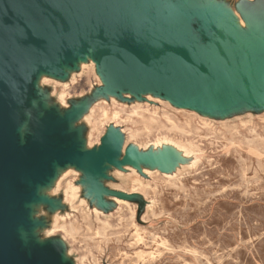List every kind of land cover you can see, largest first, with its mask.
Returning <instances> with one entry per match:
<instances>
[{
  "label": "rangeland",
  "instance_id": "1",
  "mask_svg": "<svg viewBox=\"0 0 264 264\" xmlns=\"http://www.w3.org/2000/svg\"><path fill=\"white\" fill-rule=\"evenodd\" d=\"M179 1L188 7L202 3ZM225 3H248V14L257 15L258 23L246 24L239 12L240 30L231 14L225 23L242 58L264 73V0H207L203 6ZM83 61L84 68L77 63L71 70L77 72L74 82L70 73L45 75L49 79L39 83L35 105L45 102L61 114L79 109L70 130L84 145L89 140L85 148L98 149L112 129L120 133L118 159L129 151L137 159L106 164L99 178L107 189L124 193L118 199L126 202L107 194L96 198L84 170L64 166L67 175L55 173L58 181L52 178L44 185L48 191L29 206L34 228L28 240L61 243L71 264H264V86L259 96L221 109L184 107L155 92L101 93L105 83L98 65L92 60L93 72L87 67L92 62ZM57 80L69 85L63 107ZM165 136L192 155L167 148L174 155L167 164L166 154L148 149ZM69 184L79 187L75 197L66 193ZM55 214L65 219L54 231Z\"/></svg>",
  "mask_w": 264,
  "mask_h": 264
},
{
  "label": "water",
  "instance_id": "2",
  "mask_svg": "<svg viewBox=\"0 0 264 264\" xmlns=\"http://www.w3.org/2000/svg\"><path fill=\"white\" fill-rule=\"evenodd\" d=\"M228 14L220 4L179 0H0V264H71L61 243L21 234L34 228L29 206L56 165L82 168L101 200L127 197L101 183L106 164L137 159L132 151L118 159L121 137L113 129L98 149H83L70 130L79 109L33 105L39 74L64 77L63 66L90 55L105 83L101 93L155 92L209 109L251 100L263 93L264 73L242 58Z\"/></svg>",
  "mask_w": 264,
  "mask_h": 264
},
{
  "label": "bare ground",
  "instance_id": "3",
  "mask_svg": "<svg viewBox=\"0 0 264 264\" xmlns=\"http://www.w3.org/2000/svg\"><path fill=\"white\" fill-rule=\"evenodd\" d=\"M215 1H217V0H215ZM226 1H228V0H226ZM191 2L193 3V4H197V0H191ZM205 4H207V0H202V3L200 4L201 6H203V5H205ZM249 4L247 3V4H241V5H239L238 7H236L235 6V4L233 5V7H231V6H228L226 3H225V7H226V9H228L229 10V12H230V14H231V16H232V19H233V23H234V25H235V27H236V29H238V30H240V29H242L243 27L241 26V24L239 23V12H240V14L242 15V17H243V19H244V21L246 22V24H247V21L246 20H250L251 22H253V23H258V19H257V15H255V12H250V14H248V12H247V6H248ZM229 41L231 42V45H233V41H232V39H231V37L229 36ZM87 59H89L91 62H92V65L91 66H87L88 68H90L93 72H94V65H95V63H96V65H97V62L95 61V59H93L90 55H87ZM95 62H93V61ZM77 63H79L80 65H82V68H84L86 65L84 64V61L82 60V59H80V60H78V62ZM63 68H64V70H65V73H66V75L68 76V74L70 73L71 74V82H74L75 80H76V78H77V72L76 71H71V70H73V68H70V67H67V66H63ZM84 70V69H83ZM45 75H48V76H50V78L51 79H54L53 77H55L56 78V76L55 75H53V74H49V73H47V72H41L40 74H39V76H38V79H37V81H36V85H37V89H38V93L40 92V87H39V83H41V82H43L44 80H47V79H49V77L48 76H45ZM88 75V74H87ZM101 75V74H100ZM101 77H102V75H101ZM102 80H103V78H102ZM103 82H104V80H103ZM44 84V83H43ZM56 84L58 85V84H60L59 86L60 87H62V90H61V92H60V94H59V97H58V101H59V106H61V107H63V106H66L67 105V99H68V94H67V92H66V88L69 86L68 85V83H63V82H61V81H56ZM52 86V85H51ZM53 89V88H52ZM58 89H60V88H58ZM112 95H114V94H112ZM52 97V96H51ZM50 97V98H51ZM112 98L114 99V97L112 96ZM39 99H41V97H39ZM56 100V99H55ZM103 101H105V100H103ZM115 101V100H114ZM33 105H35V103H36V100H33ZM262 105H263V107H264V101H263V103H262ZM41 106H42V108L43 109H46V108H49L50 106H48L45 102H42V104H41ZM185 107V106H184ZM183 111H185V110H183ZM119 114V112H116L115 113V116H117ZM103 115H107V110H104L103 111ZM121 123V122H120ZM132 124V123H131ZM95 126V125H94ZM140 129V128H139ZM172 130V129H171ZM254 132V131H253ZM152 134V133H151ZM22 135H24V132L22 131ZM134 138V137H133ZM89 140L87 141V142H85V145H84V141L82 142V148L83 149H89V148H85L86 146L87 147H89ZM148 145V144H147ZM138 146V145H137ZM167 148H171L172 150L175 148V149H178V150H181V154L183 155V156H187V155H192V151L191 150H188V149H186V148H184V146L181 144V143H179V142H176V141H174V140H172V139H169V138H167L166 136L165 137H163L161 140H158L156 143H153V144H151L150 146H148V149L152 152V153H155V154H166L169 158H168V161H167V164L169 163V160H172V153L171 152H169V151H167ZM259 148V147H258ZM142 149V148H141ZM166 149V150H165ZM261 150V149H260ZM125 151V150H124ZM263 151V150H262ZM173 152H174V150H173ZM176 152V151H175ZM176 154V153H175ZM174 156V155H173ZM239 163V162H238ZM73 165H71V164H68L67 165V167H72ZM151 168H153V167H151ZM159 168V167H158ZM148 171H150V169L148 170ZM257 171V170H256ZM56 173H58L59 175H61V176H65V175H67V169H65L64 167H61V166H58V165H56ZM244 174V173H243ZM53 179H55V178H53ZM55 182H57L56 181V179L54 180ZM59 183V182H58ZM68 186V185H67ZM51 188V187H50ZM78 188L79 187H77L76 186V184H69V186H68V190H67V195H70V197H75L76 196V194H77V190H78ZM44 191H48L47 189H46V187H44V186H40L39 188H38V192L39 193H41V192H44ZM146 191H147V189H146ZM63 192V191H62ZM50 193V192H49ZM54 196V195H53ZM115 200L117 201V202H126L125 200H122L121 198L120 199H118V197L117 198H115ZM128 204V203H127ZM39 209H40V207H38ZM86 208V207H85ZM95 211H96V213L97 214H100L101 213V209L100 208H98L97 207V205H95ZM61 213V212H60ZM133 214V213H132ZM30 217H31V219L33 220V214L32 213H30ZM62 219H65V217H60V215L58 216L57 214H55V215H53V217H52V225L51 224H49V225H51V227L53 228V230L55 231L56 229H57V227H58V223L62 220ZM90 222V221H89ZM71 225V224H70ZM65 226V225H64ZM64 226H63V228H64ZM74 226V225H73ZM70 228H72L71 226H70ZM66 229V228H65ZM83 229V228H82ZM63 230V229H62ZM73 230V229H72ZM65 231V230H64ZM70 231H71V229H70ZM50 232H53V231H50ZM66 232V231H65ZM70 233V232H69ZM21 234H22V237H23V239L25 240V241H27L28 240V237H27V231L26 230H22V232H21ZM105 234V233H104ZM133 235V234H132ZM131 237V236H130ZM95 238V237H94ZM94 240V239H93ZM98 248V247H97ZM175 250V249H174ZM177 251V250H176ZM134 252V251H133ZM203 252V251H202ZM220 258V257H219ZM62 259H63V261L64 262H66L67 261V257H66V254H65V251L63 250L62 251Z\"/></svg>",
  "mask_w": 264,
  "mask_h": 264
}]
</instances>
